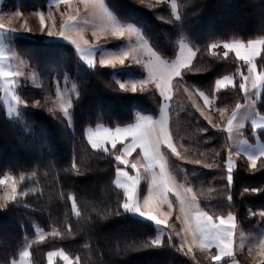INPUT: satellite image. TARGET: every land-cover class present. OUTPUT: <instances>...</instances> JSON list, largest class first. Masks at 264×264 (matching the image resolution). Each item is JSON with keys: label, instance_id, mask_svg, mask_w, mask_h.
<instances>
[{"label": "trees", "instance_id": "16d2710c", "mask_svg": "<svg viewBox=\"0 0 264 264\" xmlns=\"http://www.w3.org/2000/svg\"><path fill=\"white\" fill-rule=\"evenodd\" d=\"M13 1L31 10L46 6L49 0ZM105 2L119 20L140 27L150 46L164 58L175 57L181 39L194 51L199 48L193 60L196 71L184 75L190 92L172 89L170 131L180 158L165 149L169 169L193 188L200 207L209 215L225 217L230 213L246 233L262 224L259 210H264V191L242 193L244 188L264 189V156L258 158L253 170L248 159L239 155L233 185L227 186L231 143L228 132L218 123V109H225L228 119L236 103H245L237 69L246 75L248 66L233 51L224 57L222 45L231 40L264 39V0H176L179 18L174 17L168 1ZM13 42L19 55L38 70L42 83L17 86L19 100L25 103L20 120L8 117L0 103V179L7 172L35 173L34 189L0 208V264H11L18 258L26 239L37 236L36 225L47 234L30 242L31 264H67L59 255L49 262V253L60 250L74 260L71 264H226L234 260L250 264L238 255L210 262L199 249L185 255L186 249L180 252L168 246L169 235L162 237L164 244L159 247H144L145 241L156 238V226L120 207L125 197L115 183L116 169L122 166L114 159L117 153L92 148L86 129L97 123L111 128L127 125L138 112L156 115L161 99L154 87L144 86L143 91L140 87L136 92L120 89L113 68L84 66L73 47L61 40L24 34L14 37ZM213 43L221 47L209 49ZM255 63L264 73V48ZM225 76L232 77L233 83L217 90L215 81ZM64 78L74 80L77 87L70 121L54 107V80ZM196 89L204 91L212 105L206 106ZM255 100L257 113L264 116V87ZM197 107L218 127L209 125ZM227 119L222 118L223 123ZM247 127L252 128L249 123ZM244 134L250 142L258 138L264 143V128L256 130L257 138L248 131ZM197 159L201 164L188 162ZM70 197L75 199V209ZM117 209L118 215L114 214ZM53 231L59 235L54 236ZM179 244L176 238L177 247Z\"/></svg>", "mask_w": 264, "mask_h": 264}, {"label": "snow or ice", "instance_id": "6c2138e0", "mask_svg": "<svg viewBox=\"0 0 264 264\" xmlns=\"http://www.w3.org/2000/svg\"><path fill=\"white\" fill-rule=\"evenodd\" d=\"M65 5L71 4L72 0H62ZM86 5L89 3V0H82ZM99 7L103 9L104 18L110 25V33L112 37L123 38L125 35L131 37L135 35L140 41L139 48L146 51L149 55V59L143 63V67L147 70V77L139 80L138 82H133L131 84V91L136 92L138 90L137 83L141 86L140 90L143 91L145 85L153 84L154 90L159 92V96L162 98L161 103V115L158 120H153L151 116H141L137 113V122L131 124L127 127L121 128L116 127L114 131L108 129L105 131L103 136L96 137L90 132L88 139L92 148L97 149L102 146V144L107 145L111 144V149L114 152H118L114 156V159L120 165H129V161L126 157L131 156V154L139 149L137 152L136 162L131 163L130 167L133 170H138L141 165L144 166L145 170L150 174L148 194L143 195L142 192H138V186L140 183L139 175L132 177L129 176L127 171H124L121 168L116 169V174L118 179L115 181L117 187L124 189V202L120 207L125 213H134L138 216L146 218L149 221L155 223L159 226H167L168 220L172 216L173 202L169 199V196H175L176 201L179 203V211L183 214L184 219L182 225L177 229L174 234L168 236V246L176 248L177 251L184 252L185 243L188 244L187 252H184L185 255L193 253V245L198 244V247L201 251L207 250V256L210 262H220L222 257H233V245L234 240V230L236 225L234 223L235 217L230 213L227 216V226L225 227L226 221L223 216H213L209 215L207 212L201 211L197 205V197L194 194V190L191 186H186L177 183V178L169 170L170 161L169 157L165 153V149L171 153L172 156L180 158V153L177 150V147L174 145L172 137L168 129V111L165 105L173 99L171 92L173 87H177L178 92H190V86L187 85V82L184 80V75L187 72L196 71L193 65V60L199 51L197 48L196 51H193L191 48L187 49V54H185L186 45L184 40H180V56L175 60L169 62L164 59L157 52L153 51L151 47L148 46L147 41L140 35L139 31L135 29L132 25L124 26L118 23L113 15L104 7L103 3L99 4ZM87 11V10H86ZM19 17L21 13L14 14ZM179 18V17H178ZM77 20V15H69L67 20L60 25L59 32H54L52 30L47 31V35L56 36L59 35L64 39H69L65 34L67 30H70L75 26V21ZM40 25L43 28L45 26V21L43 15L40 14ZM4 24L0 23V29H4ZM13 30V29H10ZM92 35L95 37L97 33L94 31ZM82 41V43H81ZM71 43L75 45L77 52L80 54V58L85 60L87 65L90 68H95L97 65L93 59L92 49L94 45H90L89 41L84 39L81 35L79 40L72 39ZM259 46V47H258ZM209 49H216L221 47L218 43H213L208 46ZM224 52L223 56L227 57L229 51H234L237 59L244 61L247 64L248 75H244L243 72H239L241 77V83H239V90L244 91L245 99L250 100L248 93L247 82L251 80V87L253 89H259L264 87V73L257 74V66L254 63L255 57L259 54L260 48H264V39L259 40H249L247 43L241 41H232L226 42L222 45ZM137 51L134 47H129L127 50L121 51L119 54L110 55L108 58H101L99 64L101 66H111L115 67V62H118L121 65L125 64V60L129 59L130 52ZM215 55V53H213ZM0 58H2V53H0ZM132 61L135 64H141V60L138 56L131 57ZM0 75L9 76L11 73H2ZM176 79V84H173V80ZM232 77L225 76L222 79L215 81V87L219 90L222 86L230 84L232 82ZM120 89H125V84H119ZM198 93V96L203 99L204 104L210 105L213 101L205 94L204 91L199 89L195 90ZM253 95L259 97V92H254ZM19 100V97H16ZM40 104V101L36 102ZM252 106H255V100L251 101ZM70 107V105H69ZM242 105L236 103L235 109L231 116L227 119V128L225 131L229 133V138L233 131V122L237 119V112L241 109ZM63 115L71 120L69 115L68 107H63ZM196 110L200 113V116L203 117L209 125L213 128H217L216 124H213L212 120L205 115V112L199 107ZM51 111V109H50ZM218 111L223 115L225 109H218ZM248 116L245 115L244 119H247ZM261 120H264V117H261ZM239 127H243V123L239 124ZM256 128H264V123H257L256 120H253V131ZM201 131L207 132L208 128H202ZM121 147L118 149L117 145ZM104 151H108L105 147ZM111 155V153H109ZM218 154V153H217ZM261 156H264V151L260 153ZM257 159L256 156H249V162L251 169L255 170L257 168ZM189 163H195L197 165L201 164L199 159L195 161H188ZM73 169L76 168L73 164ZM203 167L211 168V164H204ZM78 171V170H77ZM35 175V173L33 174ZM119 177H124L122 181ZM23 179V177H21ZM4 183V181H0ZM233 185V162L231 160V152H229L228 163H227V186L231 187ZM258 192L264 191V189H248L244 188L243 193L249 192ZM16 188H12L13 199H15ZM24 194V193H22ZM143 195L142 204L140 197ZM73 200L72 207L75 209V199L70 197ZM231 195L228 196V200H231ZM166 205L168 211L163 212V206ZM114 214H120L119 209L115 211ZM255 215V213H251ZM79 215V212H77ZM259 215L264 218V211H261ZM177 220H180V216L176 217ZM219 221L218 223L216 221ZM183 233V235H181ZM54 236L59 235L58 232L53 231ZM191 235V241H188V236ZM159 234L156 238L147 240L143 243L144 247H159L164 244V241L161 240ZM176 237L180 238V244L177 247ZM137 245H129V247H136ZM264 246V243H262ZM244 234L243 232L239 233V248L241 251L244 250ZM212 248L216 249V252L213 253ZM253 249L248 248V252L251 253ZM24 256H27L28 253L24 252ZM54 253H49V259H51ZM63 255V253H61ZM65 260L68 259L67 256L63 257ZM194 260L196 259L193 255ZM11 264H15L13 260Z\"/></svg>", "mask_w": 264, "mask_h": 264}, {"label": "rangeland", "instance_id": "374dc122", "mask_svg": "<svg viewBox=\"0 0 264 264\" xmlns=\"http://www.w3.org/2000/svg\"><path fill=\"white\" fill-rule=\"evenodd\" d=\"M154 1L156 2L168 1L170 5V9L174 17L175 18L179 17V10H178V5H177L176 0H154ZM100 3H103L104 7L108 9V11L113 15V17L118 23L124 26H127V25L134 26L135 29L139 31L140 35L144 38V40L147 41L148 46L151 47L148 40L143 35L141 28L132 22H123L119 20L116 14L113 12V10L109 8L105 0H89V3L87 5L83 3L82 0H79V2L74 3V4L71 2V4H68V5H65L62 2V0H49L46 3V6L44 7L38 6L36 9H31V10H24L23 8H21L18 1L0 0V23H3L5 26L4 29H0V53H2V58H0V72L12 74L9 76L0 75V82L4 83V91H5L3 104L7 111L8 117L17 118L18 120L22 119L21 114H20V108L22 106H25V103L16 99V97H18L17 92H16L17 86L20 83H28V84L35 85V86H39L42 83L38 70L34 68L33 66H31L28 59L22 57L17 52L15 44L13 42V38L18 35L39 34L47 40L64 41L73 47L75 53L81 60V63L86 67H89L86 61L80 58V54L77 52L75 45L71 43L72 39L79 40L81 35L83 36L84 39L89 41L90 45L95 46L92 49V51L94 54L93 59L96 65L99 64V60L102 57L108 58L110 55H116V54H119L123 50H127L129 47H134L137 49V51L130 52V57L129 59L125 60L124 65H121L118 62H115V67H111V66L109 67L114 69V74H115L117 81L119 83L125 84L126 89L131 90V84L133 82H138L139 80L147 77L148 75L147 70L142 65L145 61L149 59L148 53L144 51L143 49L139 48L140 41L137 39L135 35H132L131 37L125 35L123 38H116V37L111 36L110 25L104 18L103 9L99 7ZM16 13H21V15L17 17L14 15ZM65 13H67L66 17H64ZM40 14L43 15V18L45 21V26L43 28L40 25ZM78 14H79V21H75V26L65 32V34L69 37V39H64L60 37L59 35H56V36L47 35L48 30H52L58 33L60 30V25L63 24L67 20V17L69 15H78ZM76 22L79 23V27L76 24ZM10 29H13V30H10ZM94 31L97 33L95 37L92 35ZM257 39H262V38H257ZM179 42H178V50H177L175 57L172 59H167L163 57L164 59L171 62L180 56V43ZM184 43L186 45L185 54H187V49L191 48V46L188 44L186 40H184ZM152 50L155 51L153 48ZM133 56H138L141 60V64L139 65L135 64L131 59V57ZM136 70L140 72L138 75L134 73V71ZM1 76H4L5 81H1ZM54 81H55L54 87H55V93H56L54 107L60 110H62L63 107H68V111H69L71 104H72V98L77 92L76 82L74 80H68L67 78H64V80L55 79ZM145 86L154 87L153 84H148ZM140 87L141 86L137 83V88H140ZM259 89L262 90V88H259ZM171 95H172V92H171ZM160 99L161 101H160L158 113L156 115H152L150 113H144V112H138V113L141 116H145V115L151 116L154 121L158 120L161 115L162 98L160 97ZM250 99L252 98L250 97ZM250 102L251 101L248 100L244 103L246 104L247 108L250 106ZM165 107L168 111V129L171 135L170 109H169L170 101L165 105ZM18 108H19V114L15 116V112L17 111ZM254 109H255V106L253 108V106L251 105L249 110H243L241 117L235 121V125L237 126L233 125V131L230 136V143H231L230 152H231V160L233 162V168L236 163V158L239 155L245 154V157L249 161V156H256L260 158L261 157L260 153L264 151V143L259 142L257 138L256 130L253 131V127H252L253 120H256L257 123H264V120H261V117H264V116H261L256 111L257 113L256 115L258 116L259 119L257 118L255 119L254 117H251L252 114H254L253 113ZM245 115L248 116L247 119H244ZM222 118L227 119L226 114L224 112H223V115H221L220 113V119L218 121L221 127L225 125V122L223 123ZM136 122H137V114H136L134 122L127 124V125H122V126L118 125L116 127L124 128L131 124H135ZM240 123H243L244 125L242 129L239 127ZM248 123L252 125L251 126L252 128L247 127ZM116 127L111 128L102 123H97L95 125L88 126L86 129L87 139H88L90 132L94 134L96 137H99V136H103L106 130L111 129L112 131H114ZM258 129H263V128H258ZM245 131H248L251 134L253 133L252 135L257 138L256 141L250 142L244 134ZM174 145L176 146L175 143ZM105 147L108 150H112L110 143L107 145L102 144V146L97 149H104ZM120 147L121 146L118 144L117 148L119 149ZM137 152H139V149L134 151L131 154V156L126 157V159L129 161L128 166L122 165L119 168L123 169L124 171H127L129 173V176L135 177L139 175L140 183L138 186V192H142L143 195H147L150 174L145 170L143 165H141L138 170H133L130 167L131 163L136 162ZM116 153L119 154L118 152ZM227 163H228V160H227ZM21 177H23V179H21ZM117 179L118 177L116 174L115 181ZM119 179L123 181L125 178L119 177ZM0 181H4V183H0V208L4 207L7 203L11 201H16L18 197L23 196L28 191H31L34 189V176L32 173L7 172L0 179ZM177 183L190 186L184 180L181 181L177 179ZM13 187L16 188V193H15L16 198L15 199H13V194H12ZM143 195L140 197L141 204H142ZM169 199H171L173 202V209H172V216L168 220V225L167 226L161 225L158 228L154 222L150 221L156 226L157 235L162 233V235L160 236L161 239L164 235L174 234V232L181 227L183 219H184L183 214L180 213L179 211V203L176 201L175 196L170 195ZM197 205L201 211H204L200 207L198 200H197ZM162 211L163 212L168 211L166 205L163 206ZM261 211H264V210H259V213ZM131 214L137 217H140L138 216V214H134V213H131ZM177 216H180V220L176 219ZM227 216L224 217L226 221L225 227L227 226ZM216 222L218 223L219 221L217 220ZM234 223H235V220H234ZM36 228H37V236L35 238H27L24 244V247L21 250L18 258L12 259V261L13 260L15 261V264H31L30 259H29L30 242L35 239H41L47 234L44 230H42L37 225H36ZM241 232L243 231H241L236 225V228L234 230L235 243L233 245L234 256L238 255L244 261H247L250 264H264V246H262V243H264V218H263V223L255 227L254 229H252L250 232L248 233L243 232L244 246H245L243 251H241L239 248V233ZM181 235H183V233ZM176 238L179 240V242H181L179 237H176ZM188 241H191L190 234L188 236ZM187 247H188V244L185 243L184 249L187 250ZM249 247L253 249L251 253L248 252ZM194 249L200 250V248L198 247V244L193 245V251ZM211 251L215 253L216 249L212 248ZM24 252H27L28 255L24 256L23 255ZM202 252L207 255V250L202 251ZM61 253H63L61 250L59 252H54V255H52L51 259H49V262L52 263L56 255H59L62 258L64 256H67L65 253H63V255H61ZM65 261L67 264H71L73 263L74 260L68 257V259ZM226 264H242V263H240L237 260H234V261H229Z\"/></svg>", "mask_w": 264, "mask_h": 264}, {"label": "crops", "instance_id": "0c3cea01", "mask_svg": "<svg viewBox=\"0 0 264 264\" xmlns=\"http://www.w3.org/2000/svg\"><path fill=\"white\" fill-rule=\"evenodd\" d=\"M77 2H79V0H72V3L74 4V3H77ZM66 15H67V13H65L64 14V17H66ZM76 21H79V14L77 15V20ZM76 24L78 25V27H79V23H77L76 22ZM254 40H259V39H254ZM232 41H240V40H231V41H229V42H232ZM241 42H244V41H241ZM244 43H247V42H244ZM259 47V46H258ZM260 51H261V48H260V50H259V53H260ZM234 52V51H233ZM235 53V52H234ZM236 55V54H235ZM259 55V54H258ZM258 55L255 57V59H254V62H255V60H256V58L258 57ZM257 71H258V69H257ZM257 74H262V73H260L259 71H258V73ZM246 75H248V73L246 74ZM223 78V77H222ZM222 78H219V79H222ZM1 81H5L4 80V76H1ZM233 83V79H232V82L230 83V84H226L225 86H222L220 89H222V88H225L226 86H228V85H231ZM247 86H248V93H249V96L252 98V99H250V101H252L253 99H255V97H257V96H255V95H253V93L254 92H260V90L261 89H253L252 87H251V80H249L248 82H247ZM0 103L4 106V94H5V91H4V83L3 82H0ZM245 94V93H244ZM246 101H248V100H245V102ZM251 102H250V106L247 108L246 107V104H243L242 105V107H241V109L237 112V119L238 118H240L241 117V115H242V111L243 110H249L250 109V107H251ZM254 108V107H253ZM60 110V109H59ZM61 112H62V110H60ZM236 111V110H235ZM63 113V112H62ZM254 114H252V116L251 117H254L255 119L257 118V119H259L258 118V116L256 115L257 113H256V107H255V109H254V112H253ZM19 114V108L17 109V111L15 112V116H17ZM236 119V120H237ZM250 124V123H249ZM233 125H235V121L233 122ZM251 125V124H250ZM235 126H237V125H235ZM244 126V125H243ZM252 126V125H251ZM253 127V126H252ZM224 128L226 129L227 128V122L225 123V125H224ZM243 128V127H242ZM241 128V129H242ZM240 129V130H241ZM258 128H256L255 130H257ZM228 135H229V133H228ZM243 154V153H242ZM244 156H245V154H243Z\"/></svg>", "mask_w": 264, "mask_h": 264}]
</instances>
